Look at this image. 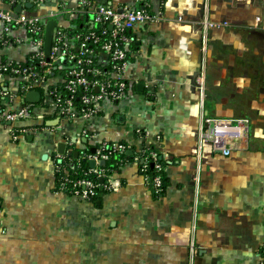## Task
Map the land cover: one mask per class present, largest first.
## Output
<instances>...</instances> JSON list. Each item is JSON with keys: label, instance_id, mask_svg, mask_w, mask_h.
<instances>
[{"label": "crops", "instance_id": "1", "mask_svg": "<svg viewBox=\"0 0 264 264\" xmlns=\"http://www.w3.org/2000/svg\"><path fill=\"white\" fill-rule=\"evenodd\" d=\"M81 1L24 0L32 7L21 9L57 12L47 20L68 26ZM90 1L143 6L152 18L129 32L126 94L102 101L90 117L59 118L40 87L33 88L39 101L29 103L16 80L0 77L8 93L0 94V111L31 109L30 117L0 123V264H259L264 0ZM11 7L0 0V9ZM2 36L0 62H25L34 50L23 28ZM60 75L55 70L48 82ZM206 117L234 126L229 154L203 138ZM118 141L136 151L158 148L165 162L160 193L136 160L125 162L94 202L56 188L57 156Z\"/></svg>", "mask_w": 264, "mask_h": 264}, {"label": "built area", "instance_id": "2", "mask_svg": "<svg viewBox=\"0 0 264 264\" xmlns=\"http://www.w3.org/2000/svg\"><path fill=\"white\" fill-rule=\"evenodd\" d=\"M7 1L12 7L0 9V22L3 26L0 40L12 27L25 29L34 45L30 58L38 59L40 70L32 65L18 63L13 65L11 61H5L0 63L1 78L4 76L9 80H16L17 87L22 93L40 87L50 98L59 118L66 121L90 117L97 113L102 101L116 102L124 97L127 82L123 76V68L127 62L128 48L132 43L129 32L136 24L147 22L152 18L146 7H133L129 4L110 6L82 0L80 3L83 6L79 5L80 9L77 12L88 15L89 19L85 21L87 30L79 41L75 42L76 35L69 36L56 25L53 30L49 60H47L43 51L44 27L49 16L54 17L57 12H50L47 17L30 15L22 9L20 11L14 9L18 4L21 8L24 7V0ZM94 26H98V29H94ZM61 60H64V63ZM57 69L61 71L58 81L48 82ZM0 94L8 93L0 88ZM30 115V105L26 104L16 109L0 111V123L14 122ZM204 122L206 128L202 134L203 138L211 141L214 149L220 150L225 155L229 154L230 151L225 144L227 137L233 133L234 126L218 118L206 117ZM239 122L244 121L240 119ZM86 133L84 129L83 134ZM65 143L72 145L69 138L65 139ZM105 145L106 143H100L93 153H82L81 157L95 162V166L90 167L84 174L92 172L95 178H104V169L99 162L105 161L110 153H121L129 146L113 142L109 149L105 150ZM147 156L140 158L139 170L143 173L149 160L151 161L155 173L150 178L144 173L143 176L152 190L160 193L163 189L164 166L157 161V152L150 151ZM71 184L72 195L83 200H89L97 188H111L110 177H106V182H100L84 175L72 180ZM62 187L63 185L58 189L63 190ZM263 251L264 246L262 253ZM262 253L260 251L259 264H264Z\"/></svg>", "mask_w": 264, "mask_h": 264}, {"label": "trees", "instance_id": "3", "mask_svg": "<svg viewBox=\"0 0 264 264\" xmlns=\"http://www.w3.org/2000/svg\"><path fill=\"white\" fill-rule=\"evenodd\" d=\"M8 2L7 0H5ZM83 6L80 3V7ZM89 19L88 15H82L80 14L74 19L69 20V25L68 26H63V25H57V28L65 31L69 36L76 35L77 40L75 42H78L81 36L85 33L87 30V27L85 25V21ZM94 29H98V26H94ZM30 55H28L27 59L25 62H15L11 61L13 65H32L40 70L38 67V59L37 58H30ZM0 63H4V61H1ZM113 142H107L106 145L104 146V149L107 150L109 149L110 145ZM116 143H124L126 145H129L128 148L119 153V152H112L109 154L108 158L105 159L103 169H104V178H95V174L92 172H89L87 174H84L85 171H87L90 166L88 165V161L81 157L82 151L78 150V156L76 158L73 156V152L69 154H62L56 157L55 160V165H56V173H55V184L56 188L62 187V191H64L66 194L72 195L71 192V181L80 178L82 176H87L88 178L96 179L97 181L100 182H106V177H111L113 174L117 173L120 171L121 166L127 162L128 160H136L138 162V167H140V158L142 159L143 157L147 156L150 151H155L158 154L157 161L161 165H165L164 159L158 150V148L155 145H147L143 146L139 151H136L135 146L128 141H118ZM95 147L96 149L99 147ZM142 150V151H141ZM94 152V151H93ZM90 148L86 149L84 151L85 154L87 153H93ZM148 158V156H147ZM74 159V160H72ZM149 159V158H148ZM144 174L147 175L148 178H150L154 173L155 169L154 166L152 165L151 161L149 160L148 166L145 171H143ZM162 184L164 185V171L162 172ZM105 191V189L102 188H97L94 191V194L90 197L88 201L94 202L98 199L99 194ZM262 253V248L260 249ZM264 254V251L262 255Z\"/></svg>", "mask_w": 264, "mask_h": 264}, {"label": "water", "instance_id": "4", "mask_svg": "<svg viewBox=\"0 0 264 264\" xmlns=\"http://www.w3.org/2000/svg\"><path fill=\"white\" fill-rule=\"evenodd\" d=\"M24 6L26 8H30L32 7V3L31 2H26L24 4ZM16 11H20L21 10V5L18 4L16 5V7L14 8ZM57 25V22L55 19H49L47 20L46 24H45V27H44V38H43V51H44V55L46 56V59L49 60V55H50V51H51V45H52V37H53V30L54 28L56 27ZM62 62L64 63V60H62ZM24 99L26 102H29V103H37L40 99V93L36 90H29L25 93V96H24ZM58 122V119H56L54 121V123H57ZM72 140H75V139H72ZM85 140V139H83ZM64 143L63 142H59L58 145H57V151L59 153H63V150H64ZM94 150V149H92ZM73 155L74 157L77 156V151H73ZM100 165H104V161L101 160L99 162ZM88 165L90 167H94L95 166V162L94 160H89L88 161Z\"/></svg>", "mask_w": 264, "mask_h": 264}]
</instances>
